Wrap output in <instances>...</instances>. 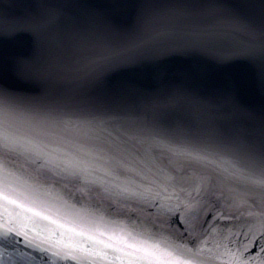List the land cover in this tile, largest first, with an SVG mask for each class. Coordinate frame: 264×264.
Listing matches in <instances>:
<instances>
[{"label":"snow or ice","instance_id":"6c2138e0","mask_svg":"<svg viewBox=\"0 0 264 264\" xmlns=\"http://www.w3.org/2000/svg\"><path fill=\"white\" fill-rule=\"evenodd\" d=\"M8 7L0 264H15L20 240L48 264L81 261L89 254L73 236L92 237L67 218L90 201L140 222L112 248L121 264H203L206 250L249 264L258 241L264 252V0ZM20 40L23 55L5 52ZM241 234L240 248L225 243ZM185 235L188 244L169 239Z\"/></svg>","mask_w":264,"mask_h":264},{"label":"water","instance_id":"95a60500","mask_svg":"<svg viewBox=\"0 0 264 264\" xmlns=\"http://www.w3.org/2000/svg\"><path fill=\"white\" fill-rule=\"evenodd\" d=\"M37 2L38 0H0V4L9 6L8 12L13 16L26 12L31 4ZM26 47V42L20 40L15 43H6L4 50L10 55H23L26 52ZM175 63L173 62V65ZM232 71L240 72L242 70L236 68ZM256 102H259L258 94ZM19 160L23 163L22 157ZM67 226L74 227L77 231H84L86 236L92 237V240H88L79 235L73 236V242L85 248L89 255L81 261L53 258L54 264H89V261H92L93 264H121L120 256L122 253L113 252L112 248L121 247V238L125 237L127 233L137 235L143 231L135 215L129 217L124 213L118 214L116 206L110 208L107 201L103 203L90 201L84 204L83 207L77 204L75 211L67 218ZM137 238L142 239L145 237L137 236ZM169 239L176 244H188L189 238L185 235V237L171 236ZM225 243H228L229 247L237 249L248 243V241L241 234L238 238L234 236ZM188 246L191 247L192 245L189 244ZM213 247L212 242L205 246L206 249H212ZM17 249L18 251L13 258L15 264H48L47 257L42 260L39 253L25 248L23 240L18 242ZM2 250L0 249V251ZM21 253L24 255L21 256ZM32 257H35V259H32ZM245 257L249 258V264H259V259L264 258V252L260 249L259 241L250 247V250L245 253ZM201 260L203 264H220L215 252L210 250L203 253ZM124 264H127V260L124 261Z\"/></svg>","mask_w":264,"mask_h":264}]
</instances>
